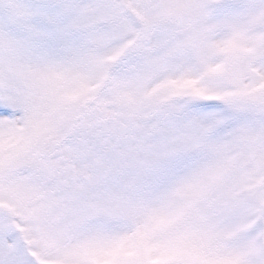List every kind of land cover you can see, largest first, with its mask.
<instances>
[{
    "label": "snow or ice",
    "instance_id": "snow-or-ice-1",
    "mask_svg": "<svg viewBox=\"0 0 264 264\" xmlns=\"http://www.w3.org/2000/svg\"><path fill=\"white\" fill-rule=\"evenodd\" d=\"M0 264H264V0H0Z\"/></svg>",
    "mask_w": 264,
    "mask_h": 264
}]
</instances>
